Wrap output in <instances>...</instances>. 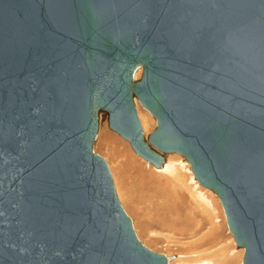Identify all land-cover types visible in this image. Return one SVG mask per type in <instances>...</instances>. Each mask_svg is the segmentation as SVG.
Returning <instances> with one entry per match:
<instances>
[{
  "label": "water",
  "instance_id": "water-1",
  "mask_svg": "<svg viewBox=\"0 0 264 264\" xmlns=\"http://www.w3.org/2000/svg\"><path fill=\"white\" fill-rule=\"evenodd\" d=\"M102 120L186 158L264 264V0H0V264H167L93 151Z\"/></svg>",
  "mask_w": 264,
  "mask_h": 264
},
{
  "label": "rangeland",
  "instance_id": "rangeland-1",
  "mask_svg": "<svg viewBox=\"0 0 264 264\" xmlns=\"http://www.w3.org/2000/svg\"><path fill=\"white\" fill-rule=\"evenodd\" d=\"M134 105L136 108V113L138 114L137 117L138 116L140 117V119L138 117V120L139 122H141L140 126H141L143 137L145 138L146 134L149 133L154 127L155 119L152 117V115L147 110H145L143 107L140 106V104L136 101V99H134ZM144 117L145 119L146 118L147 119L143 120ZM142 121L143 122L146 121L145 130L142 129ZM152 149L155 150L157 153L159 152L154 146L152 147ZM93 151L101 155L103 159L105 160V162L107 163L111 176H112L115 192L118 197L116 186H115L116 183L114 180V176L116 177L118 184L121 187L122 194L124 196V201L121 202L119 198L118 200L120 204L122 205L125 213L130 218L131 224L133 226V230L138 240L143 245L148 247L149 249L153 251L161 252L162 254H165V255L168 252L172 256L179 254L182 257L183 254H186L187 252H191V250H188V248H185L181 245V242L186 241V239L191 236V234L189 233L190 231L183 232V233H186L183 235L177 234L176 232L177 235L172 236V240L174 241H172V244H168V245L164 242L163 238H159V236L157 238H152L151 236H148L147 231H149L151 228H152L151 230L161 231L164 234H168V233H172L171 229L176 228V227L174 226V224L171 225L172 227L169 225L171 228L169 226H164L165 223H169V221L164 220L165 222L162 223L161 218L158 216H155V213L154 214L152 213L153 215L151 216V219H149L151 222L150 223L148 220V216H147L148 211H143L138 208L137 202L139 201H136L135 199H139L141 197L142 201H145L144 192L147 191V186H149V183H150V177H148V174L150 172L148 168L149 163L143 160L142 158L140 159V157H138L139 155L137 156V154L134 152V150L130 146L128 140L122 138L121 136H119L117 132L108 128L106 124V120H102L98 125V130H97L95 141L93 144ZM187 164H188L187 166L190 168V164L188 160H187ZM199 187L202 189H205L209 193L210 189L208 187H205L201 185L200 183H199ZM212 195H214L213 205H214V208L216 209L213 211L215 212L216 221L213 222L214 226H213L212 231L208 233L207 237L203 238L204 242H202L201 244H197L194 247H199L200 249H204V248L206 249L208 247L215 248L218 245H220L218 246L217 251L215 249V252L217 253V255L220 254V256H217V257L218 258H223L226 256L229 257L230 252H231L230 258L232 257L234 259L230 263L235 264L237 263V258L232 256V251H233V255H237L238 251L241 248L236 247L234 242H233L234 244L230 242V240L233 238H232V234L230 233V231L228 230L226 226L224 212H223V209H221L222 207H221L220 201L219 200L217 201V197L215 196L216 193L213 192ZM188 200L189 199L187 195L182 192L180 193L179 197H176L174 199V202H176V206H177L176 212L179 213L178 216L180 217L181 221L183 220V223L188 222V220L186 221L184 220L187 218L185 217V215H187L188 209L185 206H187L186 204ZM140 206L143 207L144 203H142ZM143 214L145 215L146 218L143 217ZM203 217L195 213V216L193 219L195 221L196 219H200V225L197 227V229L195 230V228L193 227L194 230L198 233L204 231L207 228L208 224L210 225V223H208L209 222L208 219L206 217L204 218ZM153 220L155 222H153ZM157 221L161 222L162 224L158 223ZM194 223L193 225H195ZM190 225L189 226L192 227L191 223ZM163 228H165V230ZM168 229L171 232H169ZM214 230L215 232L213 233ZM223 241H224V245H221L223 244ZM226 241L227 242L229 241V244H225ZM223 250H227V251L223 252ZM185 257L186 256H184V258Z\"/></svg>",
  "mask_w": 264,
  "mask_h": 264
},
{
  "label": "bare ground",
  "instance_id": "bare-ground-1",
  "mask_svg": "<svg viewBox=\"0 0 264 264\" xmlns=\"http://www.w3.org/2000/svg\"><path fill=\"white\" fill-rule=\"evenodd\" d=\"M70 25H72V24H70ZM138 75H139V69L136 70V72L134 73V78H137ZM139 119H140V117H139ZM144 119H145V117L143 118V120ZM145 122L142 121V129L143 130L146 129V123ZM139 123H141V122H139ZM130 146H131V144H130ZM132 149H133V147H132ZM134 152H135V150H134ZM138 155L139 154H137V156ZM162 156H163V161L159 166L155 165L153 162L146 160L145 158H143L140 155L138 156V157H140V159L142 158L143 160H145L146 162L149 163V164L148 163H146V164L149 165L148 168H149L150 172L148 174V177H150V183H149L150 188H149V186H147V191L144 192L145 201H142L141 197L139 199H135V198L134 199L136 201H139V202H137L138 205L136 204L139 209H141L143 211H148V215H147L148 220L151 219V216L155 213V216H158L161 218L162 223L165 222L164 220L169 221V223H165V225L163 224L164 226H169V225L171 226L174 224V226L176 228L171 229L173 235H172V233L164 234L161 231L151 230L152 229L151 228L149 231H147L148 236H151L152 238H157L159 236V238H163L164 242L168 245V244H172V241H174V240H172V236H175L177 234L183 235V234H186L183 232L190 231L189 233L191 234V236L188 237L186 239V241L181 242V245L185 248H188V250H191V252H187L188 254L187 253L183 254L182 257L179 254H177V255L174 254L175 256H172L167 252L166 255L163 254L165 256H169V255L171 256L170 258L167 259V264H232L230 262L234 258H232V257L230 258L231 252H230L229 257L228 256L223 257V258L217 257V256H220V254L217 255V253L215 252V249L217 251V248L220 245H218L215 248L208 247L206 249L205 248L200 249L199 247H194L195 245L201 244L202 242H204L203 238L207 237L208 233L212 231L213 226H214L213 222L216 221L215 212L213 211L216 209V208H214V205H213L214 204L213 203L214 195H212L213 190L209 188L210 190L208 193V191L199 187V182H197V180L194 178V176L191 172V169L187 166L188 165L187 159L184 158L181 154L174 153V152H169V153L164 152V153H162ZM108 169H109V167H108ZM109 173H110V170H109ZM110 177L112 180L111 173H110ZM114 180L116 183L115 186H116V191H117L118 197L116 195L113 180H112V185L114 188L115 196H116L117 200L119 198L122 202V201H124V196L122 194L121 187L119 186L118 181H117L115 176H114ZM181 192L186 194L188 199H189L187 204H186L187 206H185L188 209V213H187V215H185V217H187V218L184 220L185 221L188 220L187 223L189 225L191 223L192 227H190L191 225L189 226L185 222L183 223V220L181 221L180 217L178 216L179 213L176 212L177 206H176V202H174V199L176 197H179ZM127 196H129V195H127ZM215 196L217 197V195H215ZM218 200L219 199L217 197V201ZM118 202H119V200H118ZM142 203H144L143 207L140 206ZM172 209H173V211H172ZM168 212H169V214H168ZM195 213H197L201 217H203V216L206 217L209 221L208 223H210V225L208 224L207 228L204 231L199 232V233L196 232L195 230L200 225V219H196V221L193 220ZM143 217L146 218L144 214H143ZM153 218H155V217H153ZM194 221H195V223H194ZM149 222H150V220H149ZM153 222H155V221L153 220ZM157 222L161 223L159 221H157ZM193 223L195 225H193ZM193 227L195 228V230ZM165 228H163V229L165 230ZM171 231L169 230V232H171ZM176 232H177V234H176ZM214 232H215V230L213 231V233ZM174 238H176V237H174ZM150 241H152V240H150ZM226 242H225V244H229V241L227 243ZM230 242L233 243L234 242L233 239H231ZM221 245H224V241H223V244H221ZM225 251H227V250H223V252H225ZM242 254H243L242 248L238 251L237 255H233V251H232V256L237 258V263H235V264H241ZM184 256H186V257L184 258Z\"/></svg>",
  "mask_w": 264,
  "mask_h": 264
}]
</instances>
